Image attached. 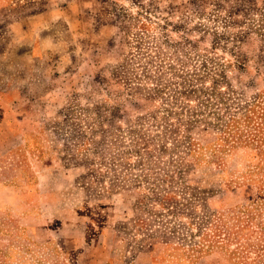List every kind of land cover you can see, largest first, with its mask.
<instances>
[{"label": "rangeland", "instance_id": "obj_1", "mask_svg": "<svg viewBox=\"0 0 264 264\" xmlns=\"http://www.w3.org/2000/svg\"><path fill=\"white\" fill-rule=\"evenodd\" d=\"M263 190L264 0H0V264H232Z\"/></svg>", "mask_w": 264, "mask_h": 264}, {"label": "trees", "instance_id": "obj_2", "mask_svg": "<svg viewBox=\"0 0 264 264\" xmlns=\"http://www.w3.org/2000/svg\"><path fill=\"white\" fill-rule=\"evenodd\" d=\"M261 197L264 198V190L261 193ZM256 209V208H253ZM245 212V211H244ZM246 218L243 219L245 222L241 228L237 226L238 229L233 227L225 226L219 221L209 220V238L212 240H221L220 242H225L229 245L231 242H234L236 247L229 251V256L232 258V264H262V257L264 256V225L261 226L260 222L253 223L250 220H253L250 212H247ZM245 215V214H244ZM257 215V212L254 216ZM260 216V214H258ZM251 222L252 225H249ZM250 226V227H249ZM244 230H247V233L244 234ZM248 235V236H247ZM255 236L254 239L250 237ZM223 236V237H222ZM241 239V241H240ZM249 252L254 253V257L250 259Z\"/></svg>", "mask_w": 264, "mask_h": 264}]
</instances>
